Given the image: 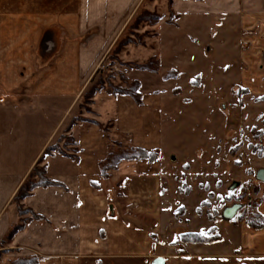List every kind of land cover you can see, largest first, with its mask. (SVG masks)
Listing matches in <instances>:
<instances>
[{
	"label": "crops",
	"instance_id": "0c3cea01",
	"mask_svg": "<svg viewBox=\"0 0 264 264\" xmlns=\"http://www.w3.org/2000/svg\"><path fill=\"white\" fill-rule=\"evenodd\" d=\"M77 1L73 11L63 14L54 8L45 13L0 10V256L7 259L20 249L19 259L32 255L38 264H153L157 258L162 260L159 264H264V227L251 231L244 220L224 219L223 212L233 206L214 218L195 205L207 193L204 184L213 179L207 170H214V163L204 164L192 177L189 166L180 175L167 174L159 158L124 161L103 177L101 168L110 143L100 126L88 122H76L65 130L73 151H66V156H44L73 107L72 101L81 96L142 2ZM171 3L177 19L183 15L181 4L194 9L195 3L238 17L245 44L240 53L242 88L263 97L264 0ZM201 7L189 14H197ZM12 97L66 101L60 118L34 144L37 149L23 167L15 153L17 144L9 143L1 120L2 101ZM116 98L133 102L129 97ZM26 139L33 143L32 135ZM38 165L45 166L47 178L61 186L35 189L21 201L24 209L44 221L29 222L7 240L11 224L21 217L13 199ZM181 182L187 190L181 189ZM257 211L264 218V196ZM191 233H209L216 240L180 241L182 235Z\"/></svg>",
	"mask_w": 264,
	"mask_h": 264
},
{
	"label": "rangeland",
	"instance_id": "374dc122",
	"mask_svg": "<svg viewBox=\"0 0 264 264\" xmlns=\"http://www.w3.org/2000/svg\"><path fill=\"white\" fill-rule=\"evenodd\" d=\"M168 1L142 0L136 7L114 45L120 48L118 56L110 52L81 96L72 101L73 107L61 121L52 146L65 153L73 151L64 133L78 117L100 122L101 132L112 146H137L155 152L165 163L162 166L167 174L180 175L184 166H189L188 176L194 177L204 164L214 163V170H207L214 176L204 184L207 193L193 203L197 200L200 211L214 218L224 208L239 206L237 220L259 205L264 196V181L256 177L259 170H264V101L242 88L240 53L245 44L241 42L239 20L221 10L211 12L210 5L202 3H195L194 9L181 4L183 15L177 19L169 14ZM76 4L77 0H0V10L45 13L54 8L57 14H63L73 11ZM199 7L197 14H189ZM144 14L162 19L155 25L138 22ZM128 40L133 42L130 46L121 45ZM152 57L159 61L157 73L135 69L136 63ZM123 79L139 82L141 106L110 95L109 86L124 87L127 82ZM94 86L103 90L89 101L85 94ZM2 104L3 128L9 143L17 144L15 153L23 167L37 149L34 144L60 118L66 101L12 97ZM117 124L130 131H122ZM27 135H32L33 143L27 141ZM180 184L187 190L184 183ZM11 216L15 220L14 210ZM29 218V214L21 215L11 224L7 236L16 226L25 228ZM20 251L13 250L16 255L7 259L0 256V264L16 261Z\"/></svg>",
	"mask_w": 264,
	"mask_h": 264
},
{
	"label": "trees",
	"instance_id": "16d2710c",
	"mask_svg": "<svg viewBox=\"0 0 264 264\" xmlns=\"http://www.w3.org/2000/svg\"><path fill=\"white\" fill-rule=\"evenodd\" d=\"M199 1V0H195ZM169 5V13L170 15H173L171 11V0L168 1ZM162 18L160 16L156 15H148L144 14L142 17H139L137 19L138 22H146L150 25H155L157 24ZM133 43L132 41L128 40L122 43V46H125L127 44ZM120 48L115 47L112 51V54L115 56L119 53ZM135 69L140 70L141 72H149V73H157L159 69V61L156 57H152L149 60L143 62V63H136L134 65ZM100 82V81H99ZM127 81L123 79V83H126ZM101 87V86H100ZM98 88V87H92V89L86 93V97H88V100L90 101L97 93H99L103 88ZM110 87V95L113 97H129L133 100V102L137 106L142 105L141 101V92H140V84L138 81H131L127 82L124 87ZM98 88V89H97ZM260 101H264V96L259 98ZM76 122H88V123H93L98 126H101L100 123L96 122L95 120H90V119H85V118H74L70 125L68 126V129H70ZM71 142L72 140L70 139L69 136L64 137ZM63 143L64 146H66V140ZM63 146V147H64ZM110 143L109 145V150L107 153L106 160L102 164L101 168V173L103 177L107 176V172L109 170L117 168V166L124 161L127 162H132V161H142V160H147L148 162H152L157 158V154L153 151H147L146 149L142 147H137V146H131L128 148H121L119 146L115 147L116 145H113ZM119 147V148H118ZM116 148V149H115ZM59 154L66 156L67 154L63 151L62 148H59L58 146H51L45 149L44 151V156H48L51 154ZM36 178V180L32 178ZM51 186H61L59 183L53 182L49 180L46 176V168L45 166L42 167H37L35 166L31 173L29 174L28 178L23 182V184L20 186L19 190L17 191L13 201L18 204V212L20 215H25L29 214L30 218L26 220V223L33 222V221H44L41 217L38 215L34 214L31 210L29 209H24L22 205H20V202L29 197L32 192L35 189H46ZM258 205L254 206L253 209L249 210L248 214L245 216L239 217L237 220H244L246 226L248 229L251 231H257L260 230L264 227V218L258 213L257 211ZM22 227L16 226L10 231L8 236L6 237L7 240H10L14 234H16ZM209 234V233H208ZM206 234H185L180 237V241L184 243H205L209 242L210 240H216V237L210 239L209 235ZM11 264H38V258L36 257H30V258H21L17 259L16 261H13Z\"/></svg>",
	"mask_w": 264,
	"mask_h": 264
},
{
	"label": "water",
	"instance_id": "95a60500",
	"mask_svg": "<svg viewBox=\"0 0 264 264\" xmlns=\"http://www.w3.org/2000/svg\"><path fill=\"white\" fill-rule=\"evenodd\" d=\"M259 180L264 181V170H259L256 176ZM239 210V206H233L232 208H228L223 212L224 219H231L235 216L236 212ZM162 263L160 258H157L153 264Z\"/></svg>",
	"mask_w": 264,
	"mask_h": 264
}]
</instances>
